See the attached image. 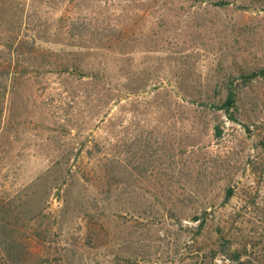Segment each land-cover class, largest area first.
<instances>
[{"label": "rangeland", "instance_id": "374dc122", "mask_svg": "<svg viewBox=\"0 0 264 264\" xmlns=\"http://www.w3.org/2000/svg\"><path fill=\"white\" fill-rule=\"evenodd\" d=\"M219 1L0 0V264H61L121 140L126 197L80 264H264V80L241 79L264 65V0ZM229 82L237 122L216 107ZM225 241L239 261L213 259Z\"/></svg>", "mask_w": 264, "mask_h": 264}, {"label": "trees", "instance_id": "16d2710c", "mask_svg": "<svg viewBox=\"0 0 264 264\" xmlns=\"http://www.w3.org/2000/svg\"><path fill=\"white\" fill-rule=\"evenodd\" d=\"M219 5H223L224 2L220 0ZM80 27L78 28V31L80 32V37H89L91 39H96L94 37L95 34H100L102 36L103 32L96 26H94L92 23H86L82 21L80 23ZM101 39H104V37H100ZM108 39V38H106ZM109 42V40H107ZM121 51V50H119ZM241 79L244 81V83H250L253 80H264V65L260 68L253 70L249 74H242ZM119 83V81H118ZM16 84V78L13 76L10 72H7V74L3 73L0 75V100L3 101L6 94L8 92H11L14 90ZM233 83L229 82V87L226 90V93L222 98L219 100V104H217V108L227 115H229V119L233 122H237V117L234 116L233 110H237V104L240 101V94L234 90L232 87ZM259 128L260 132V138H259V144L257 149H260L261 151L264 150V122L261 121ZM247 130L249 128L245 126ZM221 129L219 126L214 127V135L215 137L219 138L221 137ZM118 151L114 152V154H103L102 156H98L99 158L96 159V164H100L99 168L101 170H106V173L101 175L100 179L102 181V186L100 189H98L96 192L93 193L92 197H89L87 202V207L81 209L80 217L79 219H82V223L80 225V230L78 232V242H65V244L61 245V248H59V254H60V261L61 264H80L82 261V255L80 250L81 248L78 247V245H85V242L83 241V238H88V240L93 239L95 237L99 238L101 237L100 230L95 227L94 224L91 222L93 220L96 221H102L105 220L106 213L110 210L111 205H114L116 203H119L123 201V197L125 196L124 191V185L125 180L128 177L129 170H128V151L125 149L126 147V141L121 140V143L119 142ZM132 158H134L137 163L138 167L141 165V155L140 150H136L132 154ZM97 165H95L97 167ZM101 173V172H100ZM116 177L117 184L110 185L108 184L109 178ZM110 178V179H111ZM234 195V191L232 188H228L226 192V199L231 198ZM126 197V196H125ZM207 214V209H203L201 211L200 216H195L194 221H200L202 219V215ZM202 220L199 224L201 227ZM198 226V227H199ZM160 234H163V239H165L170 231L168 229H164ZM81 236H83L81 238ZM131 243V242H130ZM78 244V245H77ZM129 246V242L126 243ZM137 247L138 242L134 243ZM127 246V247H128ZM160 246H157L159 248ZM228 255L232 258L234 261H239L241 258V255L237 251L231 250V247L229 243L226 241L224 244H222L221 248L218 250V252L213 254V259L216 255ZM35 259L33 261H26L23 259L22 254H20L17 257H12L11 260H7L6 262L8 264H49L48 260L44 261L45 257L35 255ZM121 256L118 254L114 257V261L119 264L121 261H119V258ZM133 257H126L123 255L121 260H124L128 262Z\"/></svg>", "mask_w": 264, "mask_h": 264}]
</instances>
